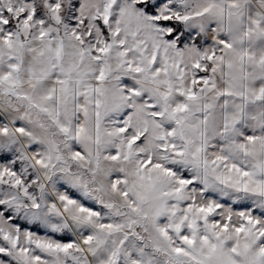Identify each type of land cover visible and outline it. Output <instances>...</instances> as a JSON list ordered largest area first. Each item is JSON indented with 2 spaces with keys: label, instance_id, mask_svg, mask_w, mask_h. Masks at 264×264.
I'll return each instance as SVG.
<instances>
[{
  "label": "snow or ice",
  "instance_id": "1",
  "mask_svg": "<svg viewBox=\"0 0 264 264\" xmlns=\"http://www.w3.org/2000/svg\"><path fill=\"white\" fill-rule=\"evenodd\" d=\"M0 264H264V0H0Z\"/></svg>",
  "mask_w": 264,
  "mask_h": 264
}]
</instances>
